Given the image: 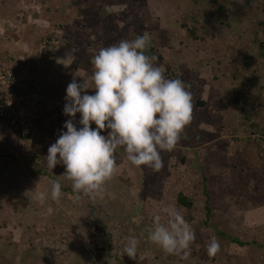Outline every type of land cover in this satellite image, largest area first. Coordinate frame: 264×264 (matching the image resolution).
<instances>
[{
  "label": "rangeland",
  "instance_id": "rangeland-1",
  "mask_svg": "<svg viewBox=\"0 0 264 264\" xmlns=\"http://www.w3.org/2000/svg\"><path fill=\"white\" fill-rule=\"evenodd\" d=\"M29 1L22 16L29 29L12 22L5 28L11 38L27 31L24 38L38 48H61L58 59L74 49L75 60L61 61L68 83L75 74L90 78L100 48L148 32L149 54L165 77L191 85L194 112L176 149L161 153L159 172L136 168L118 149L120 172L103 199H78L62 176L65 166H46L49 147L72 119L60 116L64 110L40 125L38 133L51 136L1 137L0 264H264V0ZM80 119L78 113V130ZM55 180L64 193L59 203L50 195ZM39 192L48 198L42 202ZM179 193L192 202L189 209L176 204ZM167 206L195 230L186 259L148 239L155 215L166 223ZM129 236L140 241L136 260L124 252ZM213 238L220 251L209 257Z\"/></svg>",
  "mask_w": 264,
  "mask_h": 264
},
{
  "label": "clouds",
  "instance_id": "clouds-1",
  "mask_svg": "<svg viewBox=\"0 0 264 264\" xmlns=\"http://www.w3.org/2000/svg\"><path fill=\"white\" fill-rule=\"evenodd\" d=\"M151 47L148 32L102 47L91 59V84L75 74L67 86L64 115L72 119L64 124L67 131L49 147L45 162L49 170L59 164L65 166L62 176L72 182L78 199L79 194L92 200L104 198L106 185L120 172L118 149H123L136 168L146 166L159 172L164 167L161 153L175 150L192 122L191 85L180 78H166L164 67L155 63L157 57L149 54ZM73 60L75 50L69 48L57 62L64 61L66 66ZM77 76L82 83L77 82ZM89 89L95 94H87ZM78 113L79 130L74 123ZM107 130V136L101 134ZM50 195L60 202L64 193L59 180L52 182ZM38 198L43 202L48 194L39 192ZM162 212L166 223L161 215H155L148 239L164 253L186 259L196 240L195 230L175 206H167ZM139 243L137 237H127L124 252L132 260L138 257ZM206 251L209 257L216 256L219 241L213 238Z\"/></svg>",
  "mask_w": 264,
  "mask_h": 264
},
{
  "label": "crops",
  "instance_id": "crops-1",
  "mask_svg": "<svg viewBox=\"0 0 264 264\" xmlns=\"http://www.w3.org/2000/svg\"><path fill=\"white\" fill-rule=\"evenodd\" d=\"M29 5H31L29 0H0V70L11 69L15 76L20 79L26 76H35L38 80L40 79L39 81L44 82V84L56 87L66 97V89L69 85L67 81L68 77H66L65 70L62 68L63 66L61 67L62 62H57L60 60V58L58 59L59 55H56L57 51L61 48L50 47L49 49H45V44H43V47L40 46L38 48L35 41L31 42L32 37L27 36L24 38V33H27V31H22L23 35H16L14 38H11V34L5 28L6 23L12 22L14 25L22 23L21 26L23 28L29 29V26H27L28 15L25 16L24 20L22 17L26 11V7ZM26 20L27 22H25ZM57 69L58 75L56 74ZM88 94L92 95L90 92ZM63 115L60 116L62 117ZM42 123L45 122L41 121L38 123L32 133L36 131L35 133L37 134ZM47 132L44 130V132H39L38 135L41 134L40 137H43L47 135ZM6 136L11 140L18 138L0 121V139ZM49 136H51V133H49Z\"/></svg>",
  "mask_w": 264,
  "mask_h": 264
},
{
  "label": "built area",
  "instance_id": "built-area-1",
  "mask_svg": "<svg viewBox=\"0 0 264 264\" xmlns=\"http://www.w3.org/2000/svg\"><path fill=\"white\" fill-rule=\"evenodd\" d=\"M60 91L36 79L17 78L11 69L0 70V121L15 135L32 133L49 114L64 110Z\"/></svg>",
  "mask_w": 264,
  "mask_h": 264
},
{
  "label": "trees",
  "instance_id": "trees-1",
  "mask_svg": "<svg viewBox=\"0 0 264 264\" xmlns=\"http://www.w3.org/2000/svg\"><path fill=\"white\" fill-rule=\"evenodd\" d=\"M176 204L178 206L186 208V209H189L192 206V202L187 197H185L182 193L177 194V196H176ZM206 211L208 212V209H206ZM230 241L232 243H235L238 246H243L244 245V244L238 242L235 239H230Z\"/></svg>",
  "mask_w": 264,
  "mask_h": 264
}]
</instances>
